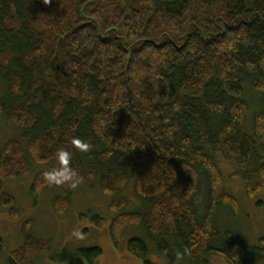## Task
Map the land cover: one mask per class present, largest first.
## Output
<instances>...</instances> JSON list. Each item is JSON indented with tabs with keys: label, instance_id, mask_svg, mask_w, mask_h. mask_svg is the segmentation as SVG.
Instances as JSON below:
<instances>
[{
	"label": "trees",
	"instance_id": "trees-1",
	"mask_svg": "<svg viewBox=\"0 0 264 264\" xmlns=\"http://www.w3.org/2000/svg\"><path fill=\"white\" fill-rule=\"evenodd\" d=\"M0 79V114L22 131L0 148V208L11 218L19 213L2 182L25 176L32 163L59 169L64 148L75 179H96L110 199L115 246L128 226H141L166 264H207L214 254L248 264L251 251L264 254V238L252 246L215 223L219 207L240 210L217 156L236 164L229 177L247 197L264 186V105L247 125L244 97L248 89L264 101V0H0ZM45 172L29 192L36 199L60 189L52 205L63 215L74 188L49 183ZM130 182L142 205L125 211ZM30 224L7 264H35L49 251L50 239L32 235ZM2 245L0 235V255ZM126 249L153 264L143 238H129ZM101 253L64 249L57 258L98 264Z\"/></svg>",
	"mask_w": 264,
	"mask_h": 264
},
{
	"label": "rangeland",
	"instance_id": "rangeland-1",
	"mask_svg": "<svg viewBox=\"0 0 264 264\" xmlns=\"http://www.w3.org/2000/svg\"><path fill=\"white\" fill-rule=\"evenodd\" d=\"M245 85V84H244ZM5 92V83L0 79V97ZM245 100L249 104L245 122L250 125L252 114L262 109L264 101L260 95L246 90ZM22 131L10 125L0 114V148L3 143L11 138H21ZM264 145V134L258 140ZM80 150V149H79ZM85 162H91L84 157ZM217 163L223 174L225 189L239 201V214L233 216L227 209L219 207L215 215V223L221 229H230L236 237L246 244L262 246L259 239L264 238V186L252 197H247L241 180L231 179L229 176L235 170L236 164L229 159L217 156ZM56 162L43 164H31L28 174L16 179H7L2 182L4 191L10 193L15 199V208L18 217L11 218L6 208H0V235L3 239L0 264H7L11 250L21 245L23 236L21 228L23 222L30 220V233L34 236L50 239L51 245L47 252L35 257V264H66L57 258L62 250L75 252L80 248L99 246L102 250L98 264H145L141 259L130 254L126 249L127 240L131 237H141L148 243V259L153 264H166L163 256L158 254L153 243L144 235L141 226H128L118 246L113 244L110 234V222L114 213L109 210L110 199L103 194L96 179H81L71 194V203L63 215H57L53 210L52 197L62 193L55 186L49 187L38 198L34 199L30 192V186L35 174L41 170L51 171ZM128 203L125 211H134L142 205L141 200L133 191L132 183L123 190ZM195 208L201 216L207 204L205 188L202 187L194 198ZM99 215L104 221L97 225L93 215ZM263 247V246H262ZM207 264H229L220 255H212ZM85 264H88L85 261ZM180 264H188L183 261ZM248 264H264V254L259 250L251 251L248 256Z\"/></svg>",
	"mask_w": 264,
	"mask_h": 264
},
{
	"label": "clouds",
	"instance_id": "clouds-1",
	"mask_svg": "<svg viewBox=\"0 0 264 264\" xmlns=\"http://www.w3.org/2000/svg\"><path fill=\"white\" fill-rule=\"evenodd\" d=\"M76 146L81 151L88 150V144L86 142L77 140ZM57 157L61 161V167L59 169H52L51 171L45 172V177L49 183L61 184L66 181L71 182V187L75 188L79 183L77 173L70 166V161L72 159V153L67 149L61 148L57 150Z\"/></svg>",
	"mask_w": 264,
	"mask_h": 264
}]
</instances>
